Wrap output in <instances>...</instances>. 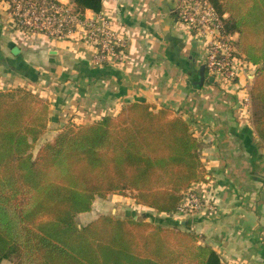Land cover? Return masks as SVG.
<instances>
[{
	"label": "trees",
	"instance_id": "1",
	"mask_svg": "<svg viewBox=\"0 0 264 264\" xmlns=\"http://www.w3.org/2000/svg\"><path fill=\"white\" fill-rule=\"evenodd\" d=\"M258 69L251 122L264 146V0H210ZM99 12L101 0H71ZM49 102L25 87L0 89V261L15 264H221L198 236L174 226L102 214L78 226L96 198L130 196L157 213L175 212L204 181L200 141L181 116L131 102L89 124H66L32 150L47 129Z\"/></svg>",
	"mask_w": 264,
	"mask_h": 264
},
{
	"label": "crops",
	"instance_id": "2",
	"mask_svg": "<svg viewBox=\"0 0 264 264\" xmlns=\"http://www.w3.org/2000/svg\"><path fill=\"white\" fill-rule=\"evenodd\" d=\"M2 1L0 89L25 87L49 102L47 129L38 148L68 123L89 124L135 101L170 109V116H181L200 141L205 180L195 184L213 197L214 210L198 216L157 213L130 196L110 194L77 214L75 220L83 221L77 224L86 225L102 214L137 217L140 209L139 219L195 233L221 264H264V146L239 103L241 89L251 88L256 70L218 85L204 69L203 84L194 85L204 65L205 42L177 20L178 0H101L99 12H80L109 16L114 28L126 35L124 59L107 65L93 64L92 50L84 43L19 34L7 24ZM59 1L75 8L71 0ZM15 46L17 55L11 52ZM107 199L126 201L132 209L116 205L110 213L93 215L94 206L101 211L107 207ZM0 264L15 263L4 259Z\"/></svg>",
	"mask_w": 264,
	"mask_h": 264
},
{
	"label": "built area",
	"instance_id": "3",
	"mask_svg": "<svg viewBox=\"0 0 264 264\" xmlns=\"http://www.w3.org/2000/svg\"><path fill=\"white\" fill-rule=\"evenodd\" d=\"M7 21L19 34H38L55 40L84 43L92 50L91 62L107 65L124 59L126 35L113 26L105 15H82L70 4L59 0H10L6 4ZM177 20L197 40H204L203 63L218 85L237 79L241 72L258 69L237 48V33L228 32L224 19L210 0H178ZM249 87L241 89L240 106L251 115ZM215 201L201 186L193 183L183 194L172 214L198 216L215 209Z\"/></svg>",
	"mask_w": 264,
	"mask_h": 264
},
{
	"label": "rangeland",
	"instance_id": "4",
	"mask_svg": "<svg viewBox=\"0 0 264 264\" xmlns=\"http://www.w3.org/2000/svg\"><path fill=\"white\" fill-rule=\"evenodd\" d=\"M3 1H6V4H7V2H9L10 0H3ZM2 1V2H3ZM0 2H1V0H0ZM3 4V3H2ZM202 40V39H201ZM204 41V40H203ZM251 117H252V115H250ZM37 145L36 146H34V148H33V150H32V153L33 154H35L36 153V151H37ZM106 208H103L102 209V211L99 209L100 208V206H99V208H97V206H94V208H93V212H92V214L94 215L95 214V212L97 211L98 213H110L111 212V210H112V208H115L114 206H116V205H118V206H120V207H122V208H124L125 210L127 209V210H129V209H132V207H131V204L130 203H126V201L124 202V203H122V204H120L119 202H117L116 200H114V201H111V199H107L106 201ZM105 204V203H104ZM98 209V210H97ZM135 209V208H134ZM137 210V209H136ZM137 212V211H136ZM142 210H138V213H136L135 215L138 217V218H140V216H142L141 214H142ZM120 214H121V212H120ZM149 215L150 216H152L150 213H149ZM90 216V215H89ZM150 216H149V219H151L152 220V218H150ZM77 220V219H76ZM78 222V224H81L83 221H81V218L79 219L78 218V220L76 221V223ZM79 226V225H78Z\"/></svg>",
	"mask_w": 264,
	"mask_h": 264
},
{
	"label": "water",
	"instance_id": "5",
	"mask_svg": "<svg viewBox=\"0 0 264 264\" xmlns=\"http://www.w3.org/2000/svg\"><path fill=\"white\" fill-rule=\"evenodd\" d=\"M11 52L14 54V55H17L18 52H19V48L18 47H13V49L11 50ZM3 65L6 67V68H9L8 67V64L7 62H4ZM12 69V68H11ZM204 69H205V66L202 65L200 66L199 70H198V76H197V79L195 81H193V84L194 85H197V86H201L203 84V81H204ZM211 82H214L213 81V77H210L209 79ZM137 218V217H135ZM139 219V218H138Z\"/></svg>",
	"mask_w": 264,
	"mask_h": 264
}]
</instances>
